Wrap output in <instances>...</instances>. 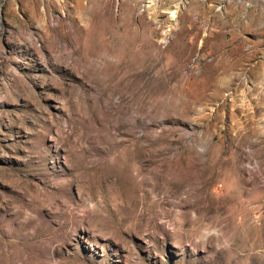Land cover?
I'll list each match as a JSON object with an SVG mask.
<instances>
[{
	"label": "rangeland",
	"instance_id": "rangeland-1",
	"mask_svg": "<svg viewBox=\"0 0 264 264\" xmlns=\"http://www.w3.org/2000/svg\"><path fill=\"white\" fill-rule=\"evenodd\" d=\"M177 1L0 0V264H264V0Z\"/></svg>",
	"mask_w": 264,
	"mask_h": 264
},
{
	"label": "bare ground",
	"instance_id": "bare-ground-1",
	"mask_svg": "<svg viewBox=\"0 0 264 264\" xmlns=\"http://www.w3.org/2000/svg\"><path fill=\"white\" fill-rule=\"evenodd\" d=\"M152 4L147 7V11L150 12L153 18L156 17L157 9L163 8L165 11L169 12L172 18V23L178 20L179 12L181 11V6L177 0H150ZM77 9V8H76ZM176 23V22H175Z\"/></svg>",
	"mask_w": 264,
	"mask_h": 264
}]
</instances>
